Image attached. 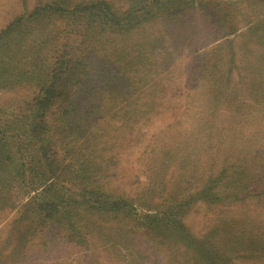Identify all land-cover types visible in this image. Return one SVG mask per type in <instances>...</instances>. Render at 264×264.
<instances>
[{"label": "rangeland", "instance_id": "1", "mask_svg": "<svg viewBox=\"0 0 264 264\" xmlns=\"http://www.w3.org/2000/svg\"><path fill=\"white\" fill-rule=\"evenodd\" d=\"M65 49L66 59L85 53L78 61L109 65L111 51L130 65L141 55L146 82L132 98L144 99L155 121L116 157L118 173L100 183L104 194L125 189L119 210L87 212L78 204L81 188L69 182L53 199L37 198L49 183L39 175L8 182L0 196V264H256L231 247L254 245L244 243V223L255 234L264 230V0H0V160L3 152L15 157L13 169L25 162L18 160L22 109L41 91L39 73ZM98 91L88 92L93 106L73 103L92 115L79 113L72 133L80 137V126L92 140L102 137L103 152L133 144L128 114L102 131L106 115L97 102L102 109L110 103ZM254 170L260 177H251ZM46 208L64 211L65 225L49 219L39 239L32 230ZM231 233L239 246L228 241ZM255 238L264 245V234Z\"/></svg>", "mask_w": 264, "mask_h": 264}, {"label": "trees", "instance_id": "2", "mask_svg": "<svg viewBox=\"0 0 264 264\" xmlns=\"http://www.w3.org/2000/svg\"><path fill=\"white\" fill-rule=\"evenodd\" d=\"M97 8L98 6L93 8L89 7L93 13L99 10ZM100 13L105 17L104 12L100 11L99 14ZM68 51L69 49L67 51L65 49L61 56L63 59L52 63L51 69L39 73V82L43 81L41 91H38L34 97L29 99V102H27L22 109L24 118L22 121V129H27L25 130L26 133H24V138L19 144L18 153L20 154V158H18V160H24L25 162H22L20 165L14 163L17 169H13L10 163L15 162V157L12 155L8 156V154L4 152L2 153L4 154L3 160H6V164L3 163V160H0V196L4 190L3 187H8V182L11 183L12 186L14 183L21 184L17 177H24L26 180H29L30 177L39 175V177L44 178L43 182L49 181L46 189L37 196L39 199H41L43 192L46 193L47 196H50L51 199H53V197L57 198L61 192L68 191V186L71 187L67 183L69 182L81 188L83 194L78 204L82 205L87 212L91 211L89 209L93 210V208L96 211L119 210L117 206H123L127 201V198L123 197L125 189H114V191L111 189L112 192L110 191V193L104 194L99 188L101 182H109V178L118 173L119 168L116 157L118 155H125L128 147L130 148L140 143L142 131L145 129V126L155 121V115L153 113L155 111L151 107H148L149 105L145 103L142 104L141 101H144V99L139 103L140 99L132 98V93L135 88L139 87L140 83L142 85L146 82V79H143L141 75L143 72H146L147 68H145L141 55L138 63H132L130 65L125 59L117 63L120 55L117 51L116 53L111 51L112 64L109 65V62L103 63L98 60H96L97 63L91 62L88 59L84 62L78 61L79 58H86L84 56L85 53H82L79 58L66 59L69 54L67 53ZM100 57L101 55H99V58ZM104 57H107L105 60H110L109 55L106 54ZM110 73L111 75H109ZM138 77L140 78L137 79ZM116 81L121 82V86H116ZM95 89L99 90L98 93L100 94L106 93V103H110V106L103 105L104 109H102L101 103L97 102L101 110H103V115H106L103 118L106 119L104 120L105 128H103L102 131H105L109 127L111 128V126L118 121L119 123L123 122V115L127 116L128 114L130 116H127L126 119L129 121L128 126L130 130L126 140L128 144L130 140H132L133 144L126 146V142L121 141L118 143V149H110V151L108 150L109 152H103L99 149L101 145L99 140H102L103 143L106 144L107 142L104 141L105 139L103 140L102 137L98 136L99 140L97 137L92 140L86 132L82 131L84 128L80 126L77 128L81 129V131H79L80 137L77 131L72 133L74 126L73 122L77 119L79 113L88 117L92 115L91 111L82 112L73 108V103L81 101L93 106L94 100L91 103V96L88 92L91 90L94 91ZM118 89L124 91L126 94H118L116 92V90L119 91ZM131 103H134L133 106H131ZM127 106H129V108H127ZM131 114H133V116H131ZM83 120L86 119L84 118ZM138 123L141 124L142 130L141 132L139 130L138 134L135 135L134 127L135 124ZM7 128L10 130V127ZM100 135L102 134L100 133ZM93 142L96 143L91 145ZM223 166L231 167L227 166V164L225 165L224 162ZM196 168H201V165H197ZM190 172H194V170ZM225 176L226 182L227 180L229 182L230 175H228L227 179V174L223 173L224 182ZM251 177L258 178L260 175L254 170V172L251 173ZM158 194L160 193H155V200L162 199V196ZM167 196L172 197L173 194L168 192ZM167 196L166 200H168ZM91 201L94 204L90 205L88 203ZM56 202L61 210L67 206V199L65 198ZM84 203L88 204L85 206ZM184 204H186V202ZM52 210L55 211L56 209L53 207ZM61 210L58 209V211L52 212L51 210L47 211L46 208L42 210V213L39 211L38 218L35 220H38V223L33 228L32 235H34V237L39 236V239L45 238L46 234L44 229L48 225L46 224L47 221L49 222L50 220L57 222L59 225H65L64 221L66 215L64 211L61 212ZM168 210L169 207L165 206L161 209L160 213H164L163 215L165 216ZM162 219L163 218H160L157 221L160 222ZM13 223H16V221H13ZM250 223L251 222H246L243 224L240 234L242 236L247 235L243 239L244 243L252 239L254 245L251 248H248V246L245 247V245L244 248H231H235L236 250L233 252L237 251V254L244 260L262 264V262L264 263V245L259 246V242L255 236L258 234L263 236L264 230L255 234L248 229ZM255 226H257V224ZM47 231H50V229ZM236 235L237 234L232 233L228 234V241L231 242V244L233 243L234 246H239L238 243L241 242L234 238ZM11 236L13 238L15 237L13 235ZM18 237H22V235H18ZM186 244L189 246L187 241ZM225 256V254L221 255V259L223 260Z\"/></svg>", "mask_w": 264, "mask_h": 264}]
</instances>
